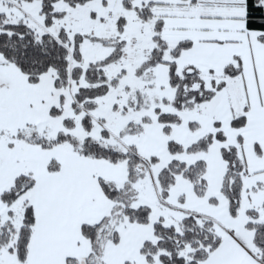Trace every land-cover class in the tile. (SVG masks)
I'll list each match as a JSON object with an SVG mask.
<instances>
[{
    "label": "snow or ice",
    "instance_id": "obj_1",
    "mask_svg": "<svg viewBox=\"0 0 264 264\" xmlns=\"http://www.w3.org/2000/svg\"><path fill=\"white\" fill-rule=\"evenodd\" d=\"M0 264H264V0H0Z\"/></svg>",
    "mask_w": 264,
    "mask_h": 264
},
{
    "label": "trees",
    "instance_id": "obj_2",
    "mask_svg": "<svg viewBox=\"0 0 264 264\" xmlns=\"http://www.w3.org/2000/svg\"><path fill=\"white\" fill-rule=\"evenodd\" d=\"M250 4H251V0H250Z\"/></svg>",
    "mask_w": 264,
    "mask_h": 264
}]
</instances>
